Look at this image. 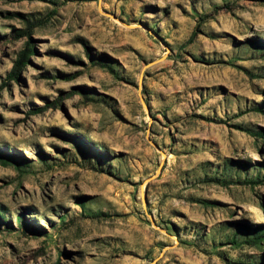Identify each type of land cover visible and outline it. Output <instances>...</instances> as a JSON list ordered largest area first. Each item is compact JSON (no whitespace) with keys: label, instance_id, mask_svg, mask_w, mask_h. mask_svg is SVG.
Wrapping results in <instances>:
<instances>
[{"label":"rangeland","instance_id":"374dc122","mask_svg":"<svg viewBox=\"0 0 264 264\" xmlns=\"http://www.w3.org/2000/svg\"><path fill=\"white\" fill-rule=\"evenodd\" d=\"M0 264H264V0H0Z\"/></svg>","mask_w":264,"mask_h":264},{"label":"trees","instance_id":"16d2710c","mask_svg":"<svg viewBox=\"0 0 264 264\" xmlns=\"http://www.w3.org/2000/svg\"><path fill=\"white\" fill-rule=\"evenodd\" d=\"M28 26L26 27V29H21L18 31V33L16 34L17 38H21L24 36H31V32L33 30V23L32 22H28ZM30 49L26 48L24 51H22L17 60L15 61L14 67L12 69V72L10 73V79L13 78H17L18 75L20 74V71L27 65L29 57H30Z\"/></svg>","mask_w":264,"mask_h":264}]
</instances>
